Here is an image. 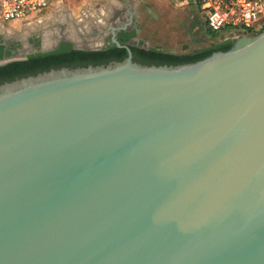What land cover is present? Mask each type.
Listing matches in <instances>:
<instances>
[{
    "label": "water",
    "instance_id": "water-1",
    "mask_svg": "<svg viewBox=\"0 0 264 264\" xmlns=\"http://www.w3.org/2000/svg\"><path fill=\"white\" fill-rule=\"evenodd\" d=\"M119 4L67 13L80 39L40 52L105 34L120 61L0 83V264H264V29L141 64Z\"/></svg>",
    "mask_w": 264,
    "mask_h": 264
},
{
    "label": "crops",
    "instance_id": "crops-1",
    "mask_svg": "<svg viewBox=\"0 0 264 264\" xmlns=\"http://www.w3.org/2000/svg\"><path fill=\"white\" fill-rule=\"evenodd\" d=\"M127 7L135 14L130 30L132 36L154 50L170 54L195 53L209 49L206 43L220 42L217 34L207 30L200 12L193 13V9L198 11L193 0H120L121 12ZM199 21L204 28L199 26ZM221 33L228 35L222 40L228 38L230 42L237 32L224 30Z\"/></svg>",
    "mask_w": 264,
    "mask_h": 264
},
{
    "label": "trees",
    "instance_id": "trees-1",
    "mask_svg": "<svg viewBox=\"0 0 264 264\" xmlns=\"http://www.w3.org/2000/svg\"><path fill=\"white\" fill-rule=\"evenodd\" d=\"M132 33H124L118 35L117 41L121 44L128 42L132 38ZM231 42L216 43L213 47L195 53L186 54H166L154 49L142 50L138 47L130 46L134 61L141 64L153 65H176L182 63L194 62L209 55L213 51L226 50ZM125 56L122 49L110 46L97 52H63L59 55L56 53H44L29 56L27 60L22 62H13L0 66V83L10 81L15 78L34 75L36 73L47 71L48 69H56L60 67L73 68L75 66L100 65L109 61H120ZM71 64H76L70 67Z\"/></svg>",
    "mask_w": 264,
    "mask_h": 264
},
{
    "label": "built area",
    "instance_id": "built-area-1",
    "mask_svg": "<svg viewBox=\"0 0 264 264\" xmlns=\"http://www.w3.org/2000/svg\"><path fill=\"white\" fill-rule=\"evenodd\" d=\"M57 0H0V21L15 23L47 9ZM210 33H257L264 29V0H193Z\"/></svg>",
    "mask_w": 264,
    "mask_h": 264
},
{
    "label": "flooded vegetation",
    "instance_id": "flooded-vegetation-1",
    "mask_svg": "<svg viewBox=\"0 0 264 264\" xmlns=\"http://www.w3.org/2000/svg\"><path fill=\"white\" fill-rule=\"evenodd\" d=\"M97 5H99V3H97ZM90 12H92V11H90ZM90 12H86L85 13V16L86 17L83 16V19L84 20H88L89 21L90 18H92L91 17L92 14ZM64 15H65V17H67L65 13H64ZM31 17L27 18L26 20L20 21V22L9 23V24L5 23V25H7V26H9V27L12 28V31L10 32L9 36L5 37L6 47L0 46V60L4 56H10L13 51H16V50L21 49V47H23L22 46V42H21L22 39L25 40L26 46L29 47L34 52H28L26 54L24 60L13 61V62H22V61L27 60V58L29 56H34V55H37V54L56 53V55H59V54L63 53L64 51L65 52H69V51L71 52V51H73V52H85V53H88V52L101 51V50H103L105 48H108V47L112 46L110 44V42H109V36L108 35H105V34H102L101 36H98V35L96 36L95 35L94 37H92V40H94V42H99L100 41V43H101L100 47L97 50L90 51V50H84V49H75L73 47L71 41H69V40H62V41H58L56 43V45L54 46L53 49L40 52V49L42 48V43H41L42 42V39H41V36L39 35L40 32L38 31V32H30V33H28L27 31L24 32L26 29L25 30H21V28L23 26H25L26 24H28L29 22L35 21V19H33V18H32V20L29 21L28 19H30ZM67 19H68V17H67ZM25 21H28V22L26 23ZM18 27H21V28L19 29ZM97 31H98V29H96L95 27H91L90 29H87V32L88 33L91 32L92 34L95 33V32H97ZM59 32H60V29H59ZM124 33H129V32H124ZM120 34H122V32H117L116 33V38ZM54 36L55 37H58L60 35H59V33H54ZM61 36L70 37L71 39H74V40H79L80 39L78 32L76 30L72 29V28H69V27L67 29H65L64 32L61 33ZM95 38H96V40H95ZM131 39L127 43H129V42L130 43H134V44L137 45L138 48H140L142 50L152 49L147 44L143 43V41L137 40L135 42H132ZM3 40H4V38H3L2 34H0V42H2ZM227 40H228V38L226 40L220 41L219 43H221V44L222 43H225ZM231 41H232V39H231ZM144 48H146V49H144ZM13 62H10V63H13ZM10 63H7V64H10ZM75 65L76 64H71L70 67H73ZM77 67H80V66H77Z\"/></svg>",
    "mask_w": 264,
    "mask_h": 264
},
{
    "label": "rangeland",
    "instance_id": "rangeland-1",
    "mask_svg": "<svg viewBox=\"0 0 264 264\" xmlns=\"http://www.w3.org/2000/svg\"><path fill=\"white\" fill-rule=\"evenodd\" d=\"M101 2L102 0H57L53 5H51V7H48L47 9L40 11L39 13L33 15L30 19H28V20H32L33 18L35 19V21L21 28V30L26 29L24 31L26 32L27 27L29 25L35 24L36 26H38L37 31L35 32H38V31L40 32L39 34L42 39V45L48 46L52 42L53 38H55L54 33H59V35L61 36V33L64 32V30L69 27V21L66 20L64 13L65 14L68 13L72 17H77L82 12H85V13L90 12V11L94 12L98 9ZM97 3H99V5H97ZM93 12H90V13L93 15ZM197 12L199 11L193 9V13L198 15L199 13ZM199 26L201 28H204V26H202V23L200 21H199ZM59 29H60V32H59ZM234 32H237V33H234L233 37H238L242 34L247 33V32H243L240 30L234 31ZM248 34H251V33H248ZM224 37H228V35L226 34L222 35L221 32L217 33L218 41H222ZM206 44L210 46L208 48H211L214 46L213 42L211 43V45H210V42Z\"/></svg>",
    "mask_w": 264,
    "mask_h": 264
},
{
    "label": "bare ground",
    "instance_id": "bare-ground-1",
    "mask_svg": "<svg viewBox=\"0 0 264 264\" xmlns=\"http://www.w3.org/2000/svg\"><path fill=\"white\" fill-rule=\"evenodd\" d=\"M67 20V19H66ZM38 21V20H37ZM32 22H34V21H31V22H29V23H32ZM28 23V24H29ZM28 24H26V25H28ZM25 25V26H26ZM25 26H23V27H25ZM22 27V28H23ZM19 29L21 28V27H18ZM73 29V28H72ZM71 30V29H70ZM35 31H37V26L35 25V24H33V25H30V26H28L27 27V32L29 33V32H35ZM56 32V31H55ZM20 35V34H19ZM40 35V34H39ZM80 37V36H79ZM56 38H66V39H71L70 37H66V36H58V37H55V38H53V40L52 41H54V39H56ZM71 40H74V39H71ZM95 40H96V38H95ZM75 41H78V40H75Z\"/></svg>",
    "mask_w": 264,
    "mask_h": 264
}]
</instances>
